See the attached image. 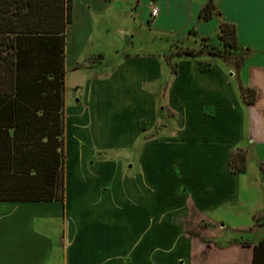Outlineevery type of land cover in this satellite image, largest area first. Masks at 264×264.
Returning <instances> with one entry per match:
<instances>
[{
	"label": "crops",
	"instance_id": "1",
	"mask_svg": "<svg viewBox=\"0 0 264 264\" xmlns=\"http://www.w3.org/2000/svg\"><path fill=\"white\" fill-rule=\"evenodd\" d=\"M82 1L88 10L94 6V10H98L95 14L102 13L103 10L97 8L98 3L106 2ZM199 2L195 9L197 15L204 0ZM152 3L158 9L157 16L151 18L150 9L143 15L149 28L158 26L164 15V4L160 0H149V4ZM220 5L221 13L217 15L218 18L222 17V21L235 26L238 45L249 53L240 70L239 80L245 88L255 90L257 98L254 106L247 108L234 87L233 79L223 82L225 70L221 67L212 64L209 71L199 72L194 62L187 64L179 61L186 76L182 72L180 75L177 73L171 95L176 96L177 104L181 106L178 109L183 111V118L178 116V121L181 119L178 126L180 125L183 136L189 131L187 137L193 138L196 147L192 148L198 151L179 158V163L171 167L176 169L177 175L173 188L177 192L180 187L191 185L192 188L194 185L193 192L188 189L193 197L191 203L198 213L203 214L224 204L228 205L235 199L239 175L230 174L227 165L230 153L237 149L245 131L246 138L250 140L248 150L254 149L258 163H264V0H220ZM73 9L72 4V12ZM87 16L86 21L90 24L88 13ZM67 30L66 28V33ZM131 31L121 29L117 32L125 39L135 32ZM80 38L79 33V44ZM245 38L256 42L247 43ZM95 56L102 57V54ZM103 61L104 58L91 65L87 58L82 62L77 59L72 67L73 70L95 69ZM150 61L147 57L125 53L118 69L114 71L115 74L119 73L117 82L126 81L122 76L123 72H134L135 77H131V82L128 78L126 83H131L132 88L139 89L141 93L145 83H151L153 73L155 76L159 73L158 65L154 60ZM84 64H89L88 68L84 69ZM76 65H81L82 68L74 69ZM103 76L102 73L95 75L76 105L66 106L64 100L67 154L64 203H0V264H189L191 254H188V242L181 234L179 223L172 225V219L167 220L169 215H173L172 211L168 209L159 212L155 208L159 199L155 188L161 184L155 173L161 162L157 159L154 164L152 161H142L143 153H146L144 150L148 146H143L138 163L152 179L151 185L149 184L152 191H147L146 196L142 195L141 182L133 187V182L129 179L131 175L124 174L125 166L126 171L132 169V166L126 164L127 160L101 161L90 165V129L83 121L90 115V106H94L96 110V104H102L105 95L109 94L110 83L116 82L114 76ZM192 79L195 81L192 82ZM133 94L135 93L131 91L132 97L129 99L137 102ZM143 94L150 98L152 96ZM60 140L61 152V137ZM134 142L135 140L130 145L115 143L110 147L122 151L131 147ZM69 147L73 158L71 164L68 163ZM188 148L191 149L189 146ZM103 150L104 148L100 149ZM113 182L118 186L115 193L110 188ZM93 185L99 186L100 190L96 192ZM112 205L121 207L109 208ZM112 214L118 216L115 223H111ZM162 214L167 219L160 220L159 216ZM56 220L62 223L58 238L51 232V228L55 227L51 223H56ZM253 226L256 234L264 227ZM219 229L226 231L224 225H219ZM228 231L231 237L226 238L224 232L220 238L210 241L217 251L233 247L234 250L228 257L226 254L207 255L201 250L199 255L193 256V260H246V264L251 263L253 250L235 247L242 242L255 246L264 237L238 238L237 235L240 234L235 233L238 229ZM58 255L60 260H53V256L57 259Z\"/></svg>",
	"mask_w": 264,
	"mask_h": 264
},
{
	"label": "rangeland",
	"instance_id": "2",
	"mask_svg": "<svg viewBox=\"0 0 264 264\" xmlns=\"http://www.w3.org/2000/svg\"><path fill=\"white\" fill-rule=\"evenodd\" d=\"M160 1L164 4L163 12L165 16L163 15L158 26L153 25L149 28L143 20V15H146L147 9H150V12L151 9L158 11L153 3L149 4V0H106L105 3L100 1L97 8L103 10L99 14H95L98 10H94V6L88 10L82 0H72L74 6L72 23L67 26L66 33L65 53L67 57L64 65V100L66 106L76 105V101H80V98L84 96L87 84L95 79L96 74L102 73L103 78L114 76L116 82L112 81L110 83L111 88L109 94L105 95L104 102L96 104V110L91 105L90 115L83 121L90 129L89 150L92 152L89 158L90 165L101 161L118 162L119 160H127L126 164L132 166V169L126 171L125 166L123 169L124 174L131 175L129 179L132 180L131 186L133 187H137V184L141 182L142 195L146 196L147 191H152L150 186L152 179L144 172V169L140 168L138 163L143 146H148L144 150L146 153H143L142 161H152L154 164L157 159L158 162H161V164H158L157 173H155L158 183L161 182V184H158L159 187L156 186L155 188L159 196L155 208L159 212L168 211L169 209L173 213V215H167L168 219L164 214L159 216V219H172V225H178V223L181 225L185 219V206H182L185 201L191 202L193 198L190 196L191 193L188 189L193 192L195 187L194 185L192 188L191 185H184L185 187H180L176 192V188H173V183L177 180L176 169L171 167L179 163V158L188 157L189 153L198 151V149L194 150L192 148L196 145L193 138L187 137L188 130L187 135L184 134L183 136L182 129L180 125L178 126V124H181V119L178 121V116L183 118V111L178 109L181 106L177 104L176 96L171 95V87L176 82L178 74L183 73L179 61H184L187 64L194 62L198 71V66L202 64H208L209 70L212 64L218 65L222 70H225L223 82L232 78L234 87L240 96V90L242 93L246 88L239 80V73L249 53L239 45L238 48H233V50L223 48L218 36L219 26L225 21H222V17L218 18V16H214L208 22L199 21L195 10L200 4L199 0ZM206 1L204 0V4ZM214 4L221 13L220 0H214ZM87 13L89 14L90 24L86 21ZM121 29H131L135 32L131 35L132 37L128 36L123 39L122 35L117 32ZM79 33L82 37L80 38V44L77 43ZM203 38H208V40L203 41ZM245 40H247V43L256 42L250 41L248 38H245ZM184 50L200 51L201 55L192 59L176 56L177 51ZM100 53L102 57H94V55ZM125 53L150 58L159 67V73H156L157 76L153 73L151 83H145V86L141 88V93L139 89L132 88L131 83H126L128 78L131 82V77H135L134 72H123L122 76L126 81L117 82L119 73L115 74L114 71L118 69L117 66L123 60ZM209 53L222 55L226 59L222 61V59L213 58ZM86 58L89 59L91 65L92 62L97 63L102 58H104V61L100 67L98 66L95 69L73 70L72 65L75 64L77 59L82 62ZM166 60L168 63H166ZM88 65L84 64L82 67L86 69ZM82 67L80 65L79 69ZM173 70L176 71L175 74H173ZM183 74L186 76V72ZM193 81L195 79H192ZM131 91L135 93L133 96L137 102L129 99V97H132ZM143 93L152 96L151 98L146 97ZM132 101L134 104L131 103ZM139 110L141 111L139 112ZM72 115L75 116V114ZM72 115L70 116L72 117ZM83 129L86 130V128ZM245 133H243V139L237 148L246 153V172L240 174L236 180L237 193L235 199L233 198V202L228 205L224 204L220 208L204 214L198 213L196 210L198 215L206 217L201 221H197V226L191 229L192 232H197V228L214 231L216 228L209 223L210 220L218 227L224 225L226 238L232 236L228 230L237 229L239 231L235 233L240 234L237 235L238 238L246 236L249 238L264 237V227L260 228L257 234L255 231H253V235L246 233L248 228H254L253 225H264V182L262 181L264 175L261 164L254 156V149L249 148L248 150L250 140L246 138ZM134 140L133 145L126 150L118 151V149L110 147L115 143L117 145L122 143L130 145ZM188 146L191 147L190 150ZM103 148L104 150L100 151ZM233 152H237V149ZM72 160L70 151L68 153V163L71 164ZM96 186L93 185L92 188L97 192L100 187ZM110 188L115 193L118 186L113 182ZM223 195L228 194L223 193ZM113 200L112 195L111 201ZM120 207V205H112L109 208ZM117 220L118 216L112 214L111 223H115ZM51 224L55 225L51 228V232L58 238L62 223L56 220V223ZM187 224H185V228ZM193 224H195L194 221ZM193 248L196 252L198 245L193 244ZM53 260H60V255L57 256V259L53 256ZM49 264L52 263L49 262Z\"/></svg>",
	"mask_w": 264,
	"mask_h": 264
},
{
	"label": "trees",
	"instance_id": "3",
	"mask_svg": "<svg viewBox=\"0 0 264 264\" xmlns=\"http://www.w3.org/2000/svg\"><path fill=\"white\" fill-rule=\"evenodd\" d=\"M71 13V0H0V203H64V63ZM218 14L214 0H207L197 18L208 22ZM218 39L228 50L239 47L233 24L222 23ZM200 55V51L193 50L176 52V56L190 59ZM78 68L76 65L74 69ZM198 68L207 72L209 65ZM256 98L255 90H240V99L247 108L254 106ZM227 166L232 175L244 174L245 151H232ZM261 170L264 175V163ZM184 206L185 219L179 228L188 242L189 264H246V260H193L201 250L207 255L228 257L234 249L217 251L212 245L211 239L220 238L225 230L211 221L217 232L202 228L192 232L204 217L198 215L190 201H185ZM253 231L251 228L246 233ZM193 244L198 245L196 252ZM238 248L253 250L249 264H264V240L255 246L242 242L235 247Z\"/></svg>",
	"mask_w": 264,
	"mask_h": 264
},
{
	"label": "built area",
	"instance_id": "4",
	"mask_svg": "<svg viewBox=\"0 0 264 264\" xmlns=\"http://www.w3.org/2000/svg\"><path fill=\"white\" fill-rule=\"evenodd\" d=\"M157 12L156 9H151L150 16L154 18L157 15Z\"/></svg>",
	"mask_w": 264,
	"mask_h": 264
}]
</instances>
